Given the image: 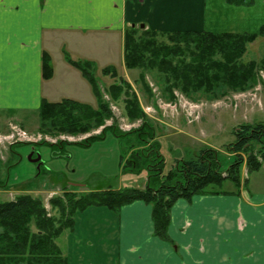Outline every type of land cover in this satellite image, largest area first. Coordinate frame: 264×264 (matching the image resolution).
I'll return each instance as SVG.
<instances>
[{
    "label": "crops",
    "instance_id": "obj_1",
    "mask_svg": "<svg viewBox=\"0 0 264 264\" xmlns=\"http://www.w3.org/2000/svg\"><path fill=\"white\" fill-rule=\"evenodd\" d=\"M231 1L235 0H0V134L8 132L9 124L28 132L34 125L38 127V110L44 99L58 102L70 98L91 106L96 102L91 86V91L84 87L85 77L80 70L53 54L49 45L58 38L66 40L74 35L73 38L81 36L83 40L99 39L103 43L114 40L122 69L123 34L132 26L143 25L146 30L162 33H257L264 25V0H236L247 6H236ZM89 50L90 55L83 53L81 59L92 63L94 70L101 73L103 68H115L107 49ZM43 53L49 55L52 68V77L47 80L41 71ZM123 75L128 76L126 72ZM110 137L83 151H91L93 146L104 156L107 148L113 161L116 157L118 161L120 155L113 153L115 142L104 146ZM36 153L31 148L29 162V156L35 158ZM24 157L21 151L0 148V196L7 193L10 201L18 195L34 193L43 195L47 205L49 197L60 190H46L48 180L42 179L37 187L34 183L41 167H46V173L51 169L44 160L39 169L36 163L31 162L36 168L24 165ZM58 159L52 158L48 165ZM80 166L79 170L77 166L69 171L55 169L66 176L64 184L58 181V189H87L82 183L92 169L88 167L85 172V166ZM262 170L264 163L257 172ZM263 180L262 184L254 182L255 190L251 192L196 195L189 202L178 199L170 210L169 242L154 236L151 206L141 201L117 211L88 207L75 214L74 228L65 238L67 264H264Z\"/></svg>",
    "mask_w": 264,
    "mask_h": 264
},
{
    "label": "trees",
    "instance_id": "obj_2",
    "mask_svg": "<svg viewBox=\"0 0 264 264\" xmlns=\"http://www.w3.org/2000/svg\"><path fill=\"white\" fill-rule=\"evenodd\" d=\"M258 37L264 38V25L255 34L205 31L162 33L132 26L123 34V63L128 70H156L162 75L169 96L171 89H178L186 96L203 92L217 98L254 85L256 71L264 69V58L247 63H243L241 58L246 46ZM49 62V55L43 53L41 71L44 80L52 77ZM71 64L89 82L97 108L70 98L58 102L44 99L38 110L42 132L86 134L92 128L102 126L105 119L112 118L107 104L100 97L92 63ZM101 73L123 80L121 83L129 88L115 68H103ZM140 79L143 80V75ZM107 90L113 100L122 91L120 85L114 83ZM170 97L173 98L172 95ZM125 113L131 120L144 116L135 96L125 101ZM105 132L106 129H103L98 136H90L78 145L89 147L103 140ZM112 134L116 138L123 137L114 131ZM232 134L234 140L227 149L233 154V159L226 167H223L215 150L204 149L195 159L176 160L164 175V160L157 152L134 153L123 163L122 174H137L145 168L150 178L159 181L156 187L147 184L143 189L89 191L77 197L64 192L48 200L51 208L56 209L55 215L46 210L42 197L30 194L0 202V264H67L57 239L72 232L77 212L93 206L117 211L136 201L150 205L154 236L169 242L170 210L178 199L189 202L196 195L229 194L215 189L225 181L239 188L243 167L249 174L264 163V122L238 125ZM49 146L52 157L61 156V151H55V147L62 148L61 144ZM120 159L122 164V156Z\"/></svg>",
    "mask_w": 264,
    "mask_h": 264
},
{
    "label": "rangeland",
    "instance_id": "obj_3",
    "mask_svg": "<svg viewBox=\"0 0 264 264\" xmlns=\"http://www.w3.org/2000/svg\"><path fill=\"white\" fill-rule=\"evenodd\" d=\"M235 2H232V4H236V6H247L242 1L241 3ZM73 36L69 35L66 40L58 38L56 43H50L49 45L53 54L60 56L59 59L62 63H66L67 65V63L71 64V62H88L86 59H81L83 53H88L86 56H89V49L91 47L94 49L103 47L104 50L107 49L106 53L112 56L113 65L116 69L118 68L117 72L123 76L121 78L126 81L129 88L121 83L123 80L103 76L99 70H94L92 67L94 70L93 75L99 82L100 97L107 104L112 114L111 119H105L102 126L92 128L86 134L78 135L55 133L49 130V132H42L38 124V127L34 125L31 132L26 131L28 135H31L37 140L36 142H5L0 145L1 149L13 148L14 150L25 153L22 162L28 166H34L27 159L31 148H34L40 155L41 162L44 160V164L51 169V172L46 173L45 166L40 168L41 172L36 177V183H34L36 187L38 182H42V179L48 180L50 187L48 186L46 190H60V192L55 194L59 196L63 195L64 192H69L76 195V197L89 191L143 189L147 184L150 187H156L159 181L150 178V174L145 168L137 174H122L121 167L129 159L131 154H144V152L154 154L157 152L164 160V175L168 173L176 160L195 159L199 152L204 149L215 150L223 167H226L233 159V154L227 148L234 140V135L232 134L234 128L242 124L264 122V69L256 71L254 85L244 91H230L224 96L213 98V96L203 92L186 96L178 89H171V95L173 96L171 98V95L169 96V93H167V87L163 82L162 75L156 70H127L119 67L118 44L114 40L109 43H103L99 39L85 38L83 40L81 36L78 38H73ZM262 58H264V38L258 37L253 43L246 46V52L241 58V61L243 63L252 60L258 62ZM124 72L128 76L123 75ZM141 75H143L142 81L140 79ZM82 81L84 87H87L91 91L90 85L87 81L85 82V78ZM113 83L120 85L122 89L116 100L111 99L107 90ZM83 96L82 98L85 100L86 98ZM134 96L144 116L131 120L125 113V101L128 99L131 100ZM89 97H93L90 92ZM93 107L97 108L95 100L93 101ZM37 121L39 122V117ZM25 125V128L30 130L29 125ZM103 129H106L105 137L111 135L110 139L104 142V146H113L115 142L117 147L113 153L119 154L120 157L122 156V164L121 159L117 161V157L115 159L116 161H113V154L112 152H107V148L105 149L106 153L104 156H100L96 152L97 150L93 149V146H91V151H83L85 148L78 145L90 136H98ZM113 131L116 134H121L123 137H114L112 134ZM57 144H61L62 146L60 150L58 147H55L56 152L57 150L62 152L61 156L57 157L60 159L56 160L59 162H52L51 165H48L52 161V158H54L52 155H48V152L51 153L49 145ZM95 159H98V162H95ZM90 161H93V163L89 165ZM75 164L78 170L81 167L80 165L85 166L82 168L85 172L88 167L92 169L86 177L87 179L85 178L82 183L87 189L77 186L58 189L60 184L58 181L64 184L63 176L65 175L59 174L55 169L62 167L68 171L70 169L76 170ZM151 164L154 166L155 162L152 161ZM101 165H104L103 169L105 171L100 169ZM34 167L36 168V166ZM248 177L249 181L245 182ZM263 178L264 170L248 174L243 167L241 172L242 185L239 188H236L229 181H225L221 186L216 187L215 190L234 192V194H238L240 190L251 192L255 190L254 182L261 183ZM244 182L245 185L243 187ZM30 195L44 198L43 195L34 193ZM214 195L219 196L225 194L218 193ZM8 200L7 193L0 196V202ZM45 206L50 214L55 215L56 209H52L48 201ZM66 236L67 234H64L57 239L58 246L61 247L64 253H66Z\"/></svg>",
    "mask_w": 264,
    "mask_h": 264
},
{
    "label": "built area",
    "instance_id": "obj_4",
    "mask_svg": "<svg viewBox=\"0 0 264 264\" xmlns=\"http://www.w3.org/2000/svg\"><path fill=\"white\" fill-rule=\"evenodd\" d=\"M18 141L36 142L37 140L31 135H28L26 131L22 130L20 127H18L15 124H9V131L6 135L0 134V145H2L5 142L15 143Z\"/></svg>",
    "mask_w": 264,
    "mask_h": 264
},
{
    "label": "water",
    "instance_id": "obj_5",
    "mask_svg": "<svg viewBox=\"0 0 264 264\" xmlns=\"http://www.w3.org/2000/svg\"><path fill=\"white\" fill-rule=\"evenodd\" d=\"M140 28L142 29L143 28V25H140ZM36 157L35 158H32V154L29 156V160L32 162V163H36L37 164V169H39V166L41 165V158H40V155L38 153L35 154Z\"/></svg>",
    "mask_w": 264,
    "mask_h": 264
}]
</instances>
